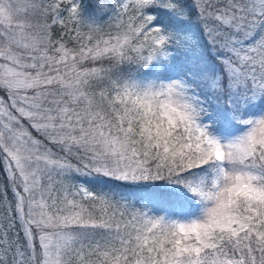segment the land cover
Listing matches in <instances>:
<instances>
[{"label":"snow or ice","instance_id":"1","mask_svg":"<svg viewBox=\"0 0 264 264\" xmlns=\"http://www.w3.org/2000/svg\"><path fill=\"white\" fill-rule=\"evenodd\" d=\"M0 264H264V0H0Z\"/></svg>","mask_w":264,"mask_h":264},{"label":"trees","instance_id":"2","mask_svg":"<svg viewBox=\"0 0 264 264\" xmlns=\"http://www.w3.org/2000/svg\"><path fill=\"white\" fill-rule=\"evenodd\" d=\"M2 180H3V174L0 173V181H2Z\"/></svg>","mask_w":264,"mask_h":264}]
</instances>
